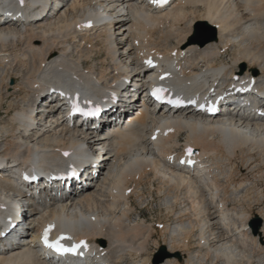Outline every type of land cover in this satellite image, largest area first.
<instances>
[{"label": "bare ground", "instance_id": "1", "mask_svg": "<svg viewBox=\"0 0 264 264\" xmlns=\"http://www.w3.org/2000/svg\"><path fill=\"white\" fill-rule=\"evenodd\" d=\"M7 1L0 0V264H264V0H169L157 8L146 0H43L34 8L38 0ZM200 23L216 34L198 46L189 36ZM148 78L180 105L156 102ZM51 90L98 108V117L67 116L61 98L45 97ZM41 95L40 112L27 116ZM144 181L170 200L155 224L131 219L132 198L151 197L141 192ZM254 215L263 226L252 234L245 228ZM49 225V241L63 235L86 247L58 256L42 243ZM159 245L169 256L155 263Z\"/></svg>", "mask_w": 264, "mask_h": 264}, {"label": "rangeland", "instance_id": "2", "mask_svg": "<svg viewBox=\"0 0 264 264\" xmlns=\"http://www.w3.org/2000/svg\"><path fill=\"white\" fill-rule=\"evenodd\" d=\"M60 1H62V0H60ZM121 16H123V17H125L127 19L129 17V15H126L125 13H124V15H121ZM118 31H119V29L117 27L114 28V35L117 38L120 37V35H118V34H120V33H118ZM215 34H216V31H214V29L212 27H210L209 25H207L205 23H200V24H197L196 26L195 25L193 26V29H192V32H191L189 38H191L193 43H195L198 46H201L202 43L207 42V40L211 39L213 36H215ZM103 70L104 69H100V72H102ZM10 82L11 81H9V83ZM142 93H143V90H142ZM139 94H138V96H139ZM11 100H12V102L14 104L13 105L14 106L13 109H19V107L21 108L22 105H19V104H21V103H19L20 101L15 100V99H11ZM11 100H9V101H11ZM16 101H18V102H16ZM139 105H140L139 102H138V104L136 103V106L134 107V113L139 108ZM5 110H7V103L2 106V109H1L2 112L0 111V122L1 123H3L5 121V119L7 118V113L4 112ZM58 113H59V115L61 114L59 112V110H58ZM181 137H179V140H183V137L182 138ZM91 153H93V152H91ZM94 156H97V155H95V152H94ZM101 156H102V154H101ZM239 168L241 169L242 166H240ZM144 183H143L142 187L140 188L141 192L144 193L147 196V198H148L147 194H148V192H150L151 197H149L148 200H146L147 201L146 203H144L143 200L141 202L139 199L136 200V198H132L131 203H132V206H134L135 211L137 213L135 212L134 214H132L131 215V219H134L137 215H140L139 216L140 218H144L148 222L152 221L155 224L156 221H158L160 219L163 220V218H164L163 214H165V211H164L165 203H167V205H168L170 200L167 199V201H166V199H162L163 198L162 196H157L156 197V195H157L156 191H154L153 189L151 191H149V182L148 181H144ZM160 199H162V200H160ZM138 201L140 202V204H139ZM147 203H149V204H148L147 207H145ZM214 203H215V200L213 202V205H214ZM213 205H212V207H213ZM262 206H264V203H262ZM245 219H247V218H245ZM208 220H210V219H208ZM214 221H218V219L214 218ZM172 226H173V224L170 225V227H172ZM262 226H263V222L259 218H257V216L254 215L251 219H248V223L246 224V228L245 229L251 230L250 233H252V234L254 233L255 234V233L259 232L262 229ZM27 236L28 235H26V234L23 235L24 238H26ZM23 237L19 236L18 237V241L19 240L21 241V239H24ZM165 247L166 246L159 245L158 248L155 249L154 252L152 253L151 260L155 262L156 255L161 251L162 248L165 249ZM252 247L254 248L255 245H253ZM164 253H165V251H164ZM167 256H169V255H167Z\"/></svg>", "mask_w": 264, "mask_h": 264}, {"label": "snow or ice", "instance_id": "3", "mask_svg": "<svg viewBox=\"0 0 264 264\" xmlns=\"http://www.w3.org/2000/svg\"><path fill=\"white\" fill-rule=\"evenodd\" d=\"M165 2V0H154V3H156L157 5H162ZM21 5L23 4V0H20ZM85 27H90V24L84 25ZM145 63L151 65V61H145ZM167 92V89L164 88H154L152 90V96L157 100V101H166L169 104H172L174 106H179L181 101L179 99L173 100L171 98H166L165 93ZM63 95V94H61ZM85 103H90L88 101H85ZM191 103H195V101H191ZM209 111H214L213 108L209 107L208 109ZM79 112L81 115L84 116H96L99 114V109H90L88 111H84L79 103H78V99L74 100L71 103V114H75ZM153 139H155V137H153ZM187 153L190 155L191 154V149H187L186 150ZM65 155H67V153H65ZM184 161H181V163H183ZM189 163H191V161H188ZM54 226L53 225H49L47 228H45L43 234H42V243L43 245L56 252L59 254H63V253H75L76 250L78 248H82V247H86V244L84 243V241H80L78 244H73L71 247H64L63 244L61 243V241L66 240V239H70V237H66V236H60L58 237L55 241H49V233L52 230Z\"/></svg>", "mask_w": 264, "mask_h": 264}, {"label": "water", "instance_id": "4", "mask_svg": "<svg viewBox=\"0 0 264 264\" xmlns=\"http://www.w3.org/2000/svg\"><path fill=\"white\" fill-rule=\"evenodd\" d=\"M215 36H213L211 39L207 40V42L211 41V40H214ZM206 43V42H205ZM205 43H202L201 45L205 44ZM167 257V254L164 253V250L163 248L161 249L160 253L156 255V258H155V263H161L162 261H164V259Z\"/></svg>", "mask_w": 264, "mask_h": 264}]
</instances>
